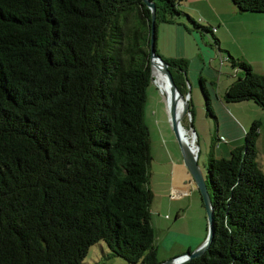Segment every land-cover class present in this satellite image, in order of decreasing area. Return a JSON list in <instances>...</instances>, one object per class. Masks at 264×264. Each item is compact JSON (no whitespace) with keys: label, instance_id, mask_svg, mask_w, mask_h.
<instances>
[{"label":"trees","instance_id":"trees-1","mask_svg":"<svg viewBox=\"0 0 264 264\" xmlns=\"http://www.w3.org/2000/svg\"><path fill=\"white\" fill-rule=\"evenodd\" d=\"M154 1L155 27L181 12L180 0ZM232 2L264 13V0ZM150 27L143 0H0V264H81L100 240L106 257L158 264L144 119ZM262 41L264 50V29ZM163 58L186 94L187 60ZM228 58L243 75L223 99L264 109V69ZM258 134L253 120L229 156L208 158L212 237L180 264H264Z\"/></svg>","mask_w":264,"mask_h":264},{"label":"rangeland","instance_id":"rangeland-1","mask_svg":"<svg viewBox=\"0 0 264 264\" xmlns=\"http://www.w3.org/2000/svg\"><path fill=\"white\" fill-rule=\"evenodd\" d=\"M180 1L176 5L183 15L185 13L184 19L188 18L190 21L189 14L182 7L184 5H180ZM180 13L173 14L171 20L167 22L177 25ZM257 14L264 16L261 11H258ZM193 19L199 22L197 19ZM179 23L182 24L183 22ZM190 23L193 29L198 28L194 26L193 22L190 21ZM199 23L201 24V22ZM161 24L158 21L155 28L156 47L163 48L165 51L163 55L174 53L169 58L181 57L187 60L185 76L188 95L187 109L189 110L184 113L183 126L189 130H194L195 144H197V162L202 172L204 174L207 173V163L210 156L217 158L227 157L234 146L243 143L245 132L253 120L259 121L256 160L258 166L264 172V109L252 99L229 101L227 102L229 108H226L224 105L227 103L222 99L225 79H231L229 82L234 80L237 76L243 75V69L232 64L231 60L226 56L227 52L225 50L220 51L217 55L213 51L216 62L211 67L208 63H201V60H197L195 56L196 45L192 35L188 34L190 37H187L186 48L184 44L182 48L172 39L167 40L165 38L166 35L173 36L172 33L165 35L160 29L159 38H157V29L158 26H162ZM249 35H251L249 37L256 40L254 33ZM201 44L206 50L210 51L211 45L205 44L202 40ZM238 44L239 46L229 40H222L220 47L226 50L231 49L237 55L244 52L245 57L251 60L253 69L257 72H262L264 69L262 33L259 34L256 42ZM157 52L160 54L159 51ZM232 52L230 53L232 54ZM220 59H224L222 63ZM237 70H239L238 73H236ZM199 76L203 77L204 84L209 92V105L213 114L206 108V100L200 87ZM191 77H193L194 81ZM217 101L222 107L224 106L226 111L220 108L216 103ZM231 118L237 121L238 128L234 125ZM144 119L149 129L150 161L148 164V186L152 193L150 220L154 230L157 257L161 261L194 249L205 239L209 227L206 207L200 191L194 186L192 175L185 174L187 168L183 163L182 151L171 126L166 96L153 80H150L146 87ZM173 183L179 186L184 185L190 192L182 195L173 194ZM100 244L106 243L100 240L92 244L81 264H127L122 257L113 259L103 254L94 256V252L101 251ZM112 259L113 261H111Z\"/></svg>","mask_w":264,"mask_h":264},{"label":"crops","instance_id":"crops-1","mask_svg":"<svg viewBox=\"0 0 264 264\" xmlns=\"http://www.w3.org/2000/svg\"><path fill=\"white\" fill-rule=\"evenodd\" d=\"M180 2H181L180 5L181 4L184 5L182 7H184L185 12L187 14L197 19L199 22H201L202 25L207 27L206 28L199 27L197 29H193V26L188 20V18L184 19L185 13L183 15V13L181 12L180 13L181 15H179L178 17V21L183 22L182 24L177 22V25H172L170 24V22L164 20L159 21V23L160 22L162 23L161 24L162 26H158L157 38H159V30L162 29L165 35L167 33L173 34V36L166 35L165 38L167 40L172 39L177 45H180L183 48V44L185 45L187 42V37H190L189 35H192V38H194L195 40V42L194 40L193 42L196 45L195 56L197 60H201V63H208L210 67L212 64H215L216 59H214L215 55L213 54V51H215L217 55V53H219L220 51L225 50L227 52L226 55L227 57L229 54H231L230 53L232 52L231 49L226 50L220 47V45H222V40L225 41L229 40L233 43H236L239 46L238 43H251L252 41L256 42L259 34L261 33L263 39L262 30L264 28V16H260L262 14L260 15L257 14L258 11L256 12L240 11L233 4L232 0H181ZM253 33L256 40L249 37L251 36L249 34H253ZM199 38L205 44H209V46L211 45L210 51L206 50L203 47V45L201 44V40ZM262 45H263V41H262ZM212 47L215 48L212 49ZM157 51H159L160 54L164 57L165 56L169 57L174 54L171 53L169 55H163L165 54V51L163 50L162 47H158ZM232 54H234L236 58H243L245 61L247 60V62L250 63V65L252 64L251 60L245 57L244 52H242L240 55H237L236 53L233 52ZM223 60L224 59L222 60L220 59V62L222 63ZM191 78L194 81L193 77ZM229 80L231 79L229 78L225 79L224 81L225 83H223L225 85L224 92L226 88L229 86V84L232 82V81L229 82ZM223 95H222V99H223ZM216 103L220 106L221 109L223 108L224 111H226L224 106L226 108H229L227 102H226L227 104L224 103L225 105L223 107L221 106V104H219L218 101ZM232 121L234 125L237 127V121L234 119H232ZM185 174H189L188 171H186ZM172 192L173 194L175 193L182 195V194H186L187 192H190V190L185 188L184 185L179 186L178 184L173 183ZM100 246H101L100 247L101 251L98 252L96 251V253L94 252V256L99 254L101 255L100 252H105L108 250L106 244H100ZM113 259L116 258L113 257ZM113 259L111 261H113Z\"/></svg>","mask_w":264,"mask_h":264},{"label":"water","instance_id":"water-1","mask_svg":"<svg viewBox=\"0 0 264 264\" xmlns=\"http://www.w3.org/2000/svg\"><path fill=\"white\" fill-rule=\"evenodd\" d=\"M147 6L149 7L151 11V27H150V74H151V80L153 79V73H152V64L159 63L161 66L163 72L166 75V79L168 81V86L170 88L171 92V100L168 105V111L170 116V122L171 126L175 132V135L178 139L182 156H183V163L185 167L187 168L188 172L193 177V184L195 187H197L200 191V194L202 196L203 202L206 207L207 212V219H208V233L206 234L205 239L197 245L192 250H187L181 254L175 255L167 260H161L158 262V264H180L191 257L198 256L202 254L207 246L210 243L211 237H212V220H213V208H212V202L211 197L208 191V187L205 181V174L202 172L201 168L198 165L197 162V153H194L189 146L184 143L180 137H179V129L181 128V124L179 121V115L176 114V108L178 106L179 100H183V106L181 115H184L188 108V95L183 94L177 87L172 73L168 67V62L158 53L155 51V9H156V3L154 0H143ZM194 131V130H193Z\"/></svg>","mask_w":264,"mask_h":264},{"label":"bare ground","instance_id":"bare-ground-1","mask_svg":"<svg viewBox=\"0 0 264 264\" xmlns=\"http://www.w3.org/2000/svg\"><path fill=\"white\" fill-rule=\"evenodd\" d=\"M152 73H153V79L152 80L158 85L161 92L166 96L167 105H169V102L171 100V92H170V88L168 86V81L166 79V75L163 72L159 63L153 62ZM182 106H183V100L180 99L178 102V106L176 108V114L179 115V121L181 124V128L179 129V137L184 143H186L189 146V148L194 153H196V151H197L196 145L197 144H195L196 143L195 142V133L193 130H189L188 128L183 126V116L184 115H181Z\"/></svg>","mask_w":264,"mask_h":264},{"label":"built area","instance_id":"built-area-1","mask_svg":"<svg viewBox=\"0 0 264 264\" xmlns=\"http://www.w3.org/2000/svg\"><path fill=\"white\" fill-rule=\"evenodd\" d=\"M213 29H215V28H213Z\"/></svg>","mask_w":264,"mask_h":264}]
</instances>
